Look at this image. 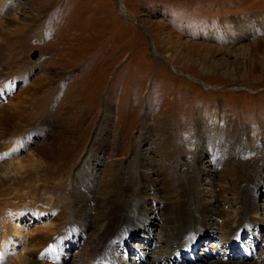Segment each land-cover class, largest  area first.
I'll return each instance as SVG.
<instances>
[{
	"label": "rangeland",
	"instance_id": "1",
	"mask_svg": "<svg viewBox=\"0 0 264 264\" xmlns=\"http://www.w3.org/2000/svg\"><path fill=\"white\" fill-rule=\"evenodd\" d=\"M7 1L0 9V51L14 42L3 38L8 30L19 28L21 36L16 62L5 58L6 51L0 56V122L4 112L23 105L8 132L25 145L0 152L6 181L0 207L18 197L25 209L21 220H12L21 233L9 236L19 244L0 254V264H34L37 253L43 255L37 263L124 264L105 255L116 256L121 240L133 238L149 244L146 253L126 243L134 254L125 249L117 255L125 252L128 264H146L162 226L172 230L175 223L167 193L175 201L177 186L186 188L187 204L195 188L212 201L205 203L211 209L207 229L186 248L192 252L199 244L190 252L195 261L185 251L172 258L175 264H211V253H223L213 248L223 225L218 217L228 213L238 177L254 197L247 214L252 222L228 239L231 252L222 262L248 264L264 254V0H15L11 8ZM165 139L171 141L167 158L156 147ZM44 144L61 156L53 161L46 151L36 155L34 169L53 167L52 175L28 183L34 169L26 156ZM84 171L91 176L90 198L99 202L76 215L73 196ZM145 181L138 196L147 208L141 230L112 229L113 248L94 262L88 239L98 220L126 211ZM163 207L172 211L163 213ZM62 226V233L56 231ZM39 237H51L40 250L33 244Z\"/></svg>",
	"mask_w": 264,
	"mask_h": 264
},
{
	"label": "bare ground",
	"instance_id": "2",
	"mask_svg": "<svg viewBox=\"0 0 264 264\" xmlns=\"http://www.w3.org/2000/svg\"><path fill=\"white\" fill-rule=\"evenodd\" d=\"M3 1L4 0H2L1 3H0V9L1 10L2 9H6V5L5 4L2 5ZM8 2H9V5H7V6H10L8 8H11L12 6H14L16 1L15 0H8L7 3ZM120 9L123 12H125V8L122 5H121ZM26 26H28V25H26ZM20 31H21V29H19V28L17 29L16 28V30L15 29H13L12 31L8 30L7 33H4L2 35L3 38H4V36H5V38L6 37L8 38L7 39L8 42L11 41L12 39L14 40V42L12 43V46L8 47L7 50L4 49V50L0 51V56L2 54H4V53L8 52L6 55L4 54L6 56L5 58H8L7 60L12 62V63L16 62V60H17L18 45H16V43H17V38H19L21 36V35H19ZM9 34H12V36L9 35ZM5 42L6 41L4 39L2 41V43H5ZM8 42H6V43H8ZM12 73H14V71L10 72L8 76L11 77L10 75ZM26 89L29 91L30 87H27ZM21 105H22V102H21ZM22 106L19 107V108L15 107V110H9V111L7 110L6 112H4V113H6V116L4 118V121L3 120L2 121L5 123L6 126L5 125H4L5 127L1 126L2 129H0L1 130L0 131V142H3V143L0 144V152L3 149H9V148L18 149L19 145L20 146H24L25 145L22 141H13V139H14L13 137L14 136L12 135V133H11L12 136H9V132H8V127H9L8 125L11 124L10 123L11 119H13L14 117H17V114H19L23 110ZM3 111H5V110H3ZM226 134L228 136H231V138H234L235 140L237 139V137H233L234 134H230L228 132H226ZM7 136H9L10 138H7ZM15 136H17L19 138L18 134L15 135ZM7 139L9 141H7ZM237 143H238V141H234V145H236ZM170 145H171V141H167L165 139L164 141H158L156 147H157V149L159 151L163 152V153H161V155L164 154L165 157L167 158L169 156V150L170 149H166V148H170ZM196 145H197V147L200 146L199 144H196ZM196 145H195V148H196ZM239 145H237V146H239ZM36 146H38V145H36ZM164 147H165V149H164ZM241 147H244V145H242ZM100 148L101 147L97 148L96 152L101 150ZM45 151L47 152V154H51L52 155V160L53 161L58 160L59 159L58 157L61 156V152H57V150H55V148L53 146H48V145L44 144L42 147L36 148L35 152L32 153L31 157L30 156H26V160L24 162L28 163L29 166H31L34 169L35 162L37 160V159H34V158L36 157V155H39V157H42L43 155L45 156V154H44ZM236 152L239 153V149H236ZM51 155H49V156H51ZM164 155H162V156H164ZM45 159L49 160V158H45ZM7 165L9 167L11 166V168H14V169H16L15 166L23 167L22 162H17L16 164H14V166L11 165V162L8 163ZM52 169H53V167H45L42 171H41V169H38V168L34 169L32 174L28 175L29 180H27V182L28 183L29 182L30 183L39 182L41 180V178L48 176V173H49V176L52 175V171H53ZM235 170H238V168L236 167ZM228 172H229V170L224 172V173L222 172V173L227 176ZM238 175H240L239 171H238ZM90 177H91L90 176V172L88 173V171H86V172L84 171V173L81 176L82 179H80L81 182H83V183H78L79 185H78V187H76L75 195L73 196V199H74V201H73L74 202V213L76 215L79 214V212H80V210H81V208L83 206L86 207L90 202L91 203L93 201L94 202H99V197H96L95 199L94 198H90V196H91V194H90L91 193V180H90ZM263 177H264V173H262V175L260 176V180H263ZM224 179H225V177H224ZM134 182H136V181H134ZM146 182L147 181L142 182V183L139 182V185L137 184L138 187L134 190L135 193L133 194L134 195V200H133L132 204L129 205V207L127 208L126 211L122 210V211H120V212H118L116 214V212L113 210L107 216H104L103 219H99L98 220L99 225H98L97 229L95 228L96 230L94 229L95 230V234L93 233L88 239V248H89L90 254H93L95 252V254H94V256H95L94 262L97 260V258H96L97 256H99V255L103 256L104 254L107 253V250L113 248V241H110V236L111 235H109L110 232L112 231V229H114V231L116 233H119V230L122 229L125 226H128L129 229L130 228L134 229V232H136L138 230H141V226L139 225V223H142L141 220L145 216L144 213L146 212L147 208H146V205L142 202V200L138 199V196H139V194H142L143 192H145V190H146L145 189ZM237 182H238L237 188L233 192V197L235 196V198L229 200L231 202V205H229V207H228V213H227V210H226V213H227V214L225 213L226 215H223V214L220 213V216L218 217L219 219H221L223 221V225L221 224V226H220V228H221L220 240H218L213 245V248L216 249L218 247L219 249L222 250L223 253H221L220 251H216V250L213 253H211L212 260H213V261L210 262L211 264H243V263H240V262H236V263H232V262L224 263V262H222V260L225 257H227L229 255V253L231 252L232 243L230 244L228 242V239H231L234 236L236 230L240 229L241 227L242 228L243 227L247 228L249 226V224L252 222V220L247 218V214H248V211L251 208L252 203L254 202V200H253L254 197H253L251 191L250 190L248 191L247 186L245 185L243 180H241L240 177H238ZM5 183H6V181L4 179L0 178V187L4 186ZM88 183H90V185H88ZM104 183H105V179L102 180L101 186H103ZM172 183H174V182H172ZM260 186H261V184H260ZM173 187H175V186H173ZM177 188L180 189V192H179L178 198H176L175 201H171V198H172L171 197V193L170 194L167 193L168 201L172 205H174V208H175V212H176L175 223H173L172 230H167L166 228H164L162 226V229L164 230V233H162V236H160L161 238H159L157 241H155L153 243V245H155L153 247V251L151 253L147 254V256L145 255L146 264H159L162 261L163 258H167V260H165L164 264H167L168 262H169V264H175V261L172 258V256H175L178 251H180V254L185 251L184 252L185 256L188 257V254L191 252V250L190 249L186 250V248L189 247L191 244H193L195 239H196V237L198 235H202L204 233V231L207 229V226L204 225V222L206 220L205 218L208 217V215L210 214L211 209L208 208V206L206 207L205 203L206 202H211L212 200L205 198L204 197L205 193L202 192V190H200L198 188H195L193 191H191V194H192L191 195V197H192L191 202L192 203L187 204L185 202V200H184V196H185V194L187 192L186 188L182 187V186H177ZM187 188H188V186H187ZM211 188H212V190H214L213 189V185L211 186ZM203 190H205V189H203ZM212 190L207 189V192H208L207 194L210 195V196L212 194H214ZM23 196H25V195H23ZM20 197H22V196H20ZM22 200L25 203V201L27 199L24 198ZM227 202L228 201L226 200L224 205H227ZM10 204L8 206H6L8 208L5 207V205H7V203L2 204L1 207H0L1 208L0 209V212H1L0 213V222H3L1 220H4V222L6 221V223L4 225L2 223L0 225V254H2V255H3V253L6 254L8 252L14 251L15 248H16V245L19 244L18 241L14 240L12 238H9V236L15 235V233H19V232L21 233L20 226L18 225L20 223H13L12 220L15 219V217H16L17 220H21L24 214H22L23 211H20V210L21 209H25V207H23L19 203V198L18 197L16 198V202H14V203L11 202ZM108 204H110V203H108ZM4 207L6 208L5 211H3ZM114 207H116V206H114ZM117 207H118V205H117ZM168 210H171V209H168V207H163L162 208L163 213L168 211ZM12 211H15V213L13 214ZM224 211H222V212H224ZM257 211H258V209H257ZM168 212H170V211H168ZM32 213H33L32 215H34V217L36 218V216H38L39 210H37V208H36ZM164 218H166V217H164ZM165 221H166V219H165ZM78 223L79 222H76V224H78ZM162 223H164V222H162ZM59 224H60V222H59ZM169 224H170V221H169ZM52 225H53V223H52ZM64 229H65V227L62 226V227H59L56 231L62 233L64 231ZM85 239H86V237H85ZM120 239H122V238L119 237L118 239L117 238L114 239L116 244H118V241ZM50 241H51V237L50 238L49 237H39L38 239L35 240V242L33 241L34 248H38L40 250V248L42 246H44L45 244L49 243ZM224 241H225V243H223ZM121 242L124 243V248L122 249L120 247H117L116 248V256H115V253H113V252L107 253L105 256H106V258L108 260L116 262V260H117L116 257H117L120 260V263L128 264V261L125 260L126 259V255H125L126 253L125 252H124V256L121 257V258L118 257L119 255H117L118 253L122 254V251H125V249L128 252V254L129 253L130 254H134L133 250H131L129 247H125L126 243H128L130 245H134V244L137 243L140 246V248H139L140 253H146V251H147L146 247H147V245H149V244H146V243H144V244L138 243V239L137 238H133V239H130V240L122 239ZM198 245H197V247H198ZM262 246L264 247V242H263ZM197 247H196V249H197ZM243 249L244 248H241V251H243ZM194 251H192L191 253H193ZM191 253H190L189 257H190V261L192 262V261H195V260H194L193 256L191 255ZM257 255L258 256L256 257V260L254 262L248 263V264H264V254H261V255L257 254ZM38 258L40 260H43V255H38V253H37L36 256L34 257V262H33L34 264H47V263H44V262H41V261L39 263H37L38 262V260H37ZM19 259H17V261ZM171 260H173V261H171ZM21 262H23V261H21Z\"/></svg>",
	"mask_w": 264,
	"mask_h": 264
},
{
	"label": "water",
	"instance_id": "3",
	"mask_svg": "<svg viewBox=\"0 0 264 264\" xmlns=\"http://www.w3.org/2000/svg\"><path fill=\"white\" fill-rule=\"evenodd\" d=\"M118 7H120L119 5H118ZM119 9V8H118Z\"/></svg>",
	"mask_w": 264,
	"mask_h": 264
}]
</instances>
